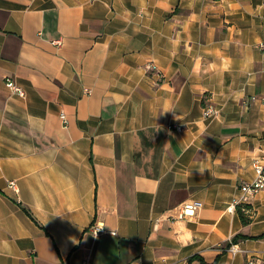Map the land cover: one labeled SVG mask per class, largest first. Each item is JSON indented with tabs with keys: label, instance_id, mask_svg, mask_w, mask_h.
I'll return each mask as SVG.
<instances>
[{
	"label": "crops",
	"instance_id": "obj_1",
	"mask_svg": "<svg viewBox=\"0 0 264 264\" xmlns=\"http://www.w3.org/2000/svg\"><path fill=\"white\" fill-rule=\"evenodd\" d=\"M262 153L264 0H0V264H264Z\"/></svg>",
	"mask_w": 264,
	"mask_h": 264
},
{
	"label": "built area",
	"instance_id": "obj_2",
	"mask_svg": "<svg viewBox=\"0 0 264 264\" xmlns=\"http://www.w3.org/2000/svg\"><path fill=\"white\" fill-rule=\"evenodd\" d=\"M150 68H152V66H150ZM6 86L10 88L11 90H13L14 92H16L17 94L23 95L22 90L19 87H17L11 80L6 79ZM214 113H215L214 109L210 107L204 108V116L209 117L213 115ZM61 118L64 119V116L61 115ZM252 169L255 174L254 180L249 183L243 184L240 187V191L242 194L240 198L235 201V205L240 207L245 212L248 211L246 210V208H244V206L246 205L249 196L257 193L260 190H264V153L254 158V160L252 161ZM10 185L14 187L13 183H11ZM199 207H200V204L195 201L185 202L183 204H180L178 206V213H177L176 218L178 220H183V219H186L187 217H191L195 214V211L198 210ZM156 224H154L153 229L157 228ZM89 231L94 235H98L101 233H111V234L113 233L112 231L106 230L105 228L97 224L91 225L89 227ZM226 252L234 256L240 253L241 251L237 244L230 242L226 249Z\"/></svg>",
	"mask_w": 264,
	"mask_h": 264
},
{
	"label": "trees",
	"instance_id": "obj_3",
	"mask_svg": "<svg viewBox=\"0 0 264 264\" xmlns=\"http://www.w3.org/2000/svg\"><path fill=\"white\" fill-rule=\"evenodd\" d=\"M244 208L249 210L248 205H245ZM238 214L243 224H247L249 222V219L245 215V211H243L240 207H238Z\"/></svg>",
	"mask_w": 264,
	"mask_h": 264
}]
</instances>
